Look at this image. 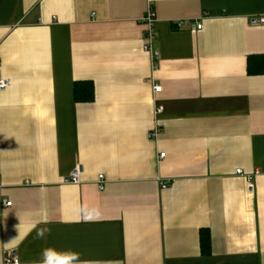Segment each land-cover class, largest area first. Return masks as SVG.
<instances>
[{"label": "crops", "instance_id": "obj_1", "mask_svg": "<svg viewBox=\"0 0 264 264\" xmlns=\"http://www.w3.org/2000/svg\"><path fill=\"white\" fill-rule=\"evenodd\" d=\"M261 17L264 0H0V264H264Z\"/></svg>", "mask_w": 264, "mask_h": 264}, {"label": "built area", "instance_id": "obj_2", "mask_svg": "<svg viewBox=\"0 0 264 264\" xmlns=\"http://www.w3.org/2000/svg\"><path fill=\"white\" fill-rule=\"evenodd\" d=\"M143 21L145 22L146 24V31H145V45H144V48H145V51H147L148 53H151L153 54L152 56L154 57V60L157 59L156 56H154V51H153V48H154V40H155V27H154V23L156 21V14L154 13V11L150 8L148 9L147 11V14L143 17ZM260 22L261 23H264V17H261L260 18ZM180 26V24H179ZM198 29H200L202 27L201 24H197L196 25ZM9 85V80L5 77H0V91L2 89H5L7 88V86ZM160 90H162V86L159 84V85H156L155 86V91L156 92H160ZM161 107L157 110V111H160ZM158 132V129H155L151 135L152 136H155ZM160 156H164V152H162V154H160ZM81 165L79 163L76 164V166L74 167V169L69 173V182L74 184V185H77L81 182ZM237 173L241 174L242 173V170L241 169H237ZM104 182H105V179H104V175H99V179H98V187L100 188V190H104L105 187H104ZM168 183H165L163 182L162 185L166 186ZM5 205H11V202L10 201H7ZM6 262H14V263H18V260L17 259H10L8 258L6 260Z\"/></svg>", "mask_w": 264, "mask_h": 264}, {"label": "trees", "instance_id": "obj_3", "mask_svg": "<svg viewBox=\"0 0 264 264\" xmlns=\"http://www.w3.org/2000/svg\"><path fill=\"white\" fill-rule=\"evenodd\" d=\"M248 73L250 75L264 74V54L252 55L248 58ZM76 101L88 102L94 96V87L91 80L76 81L74 84ZM201 249L204 255L210 252L211 240L210 233L202 230L200 235Z\"/></svg>", "mask_w": 264, "mask_h": 264}, {"label": "clouds", "instance_id": "obj_4", "mask_svg": "<svg viewBox=\"0 0 264 264\" xmlns=\"http://www.w3.org/2000/svg\"><path fill=\"white\" fill-rule=\"evenodd\" d=\"M47 232V229H42L37 232V238H43ZM49 253H46L45 255L47 256ZM76 257L75 255L68 256L64 258L63 264H72L73 260H75ZM45 264H47V261H45Z\"/></svg>", "mask_w": 264, "mask_h": 264}]
</instances>
